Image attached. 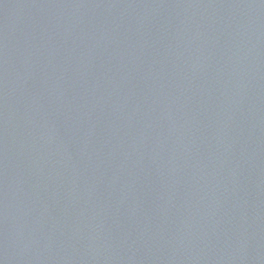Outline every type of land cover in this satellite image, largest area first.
<instances>
[{"label":"water","instance_id":"water-1","mask_svg":"<svg viewBox=\"0 0 264 264\" xmlns=\"http://www.w3.org/2000/svg\"><path fill=\"white\" fill-rule=\"evenodd\" d=\"M0 264H264V0H0Z\"/></svg>","mask_w":264,"mask_h":264}]
</instances>
